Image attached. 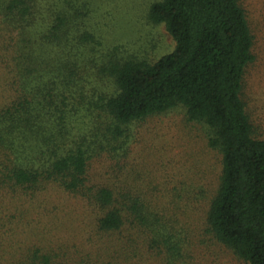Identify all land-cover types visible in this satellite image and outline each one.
<instances>
[{"label": "trees", "instance_id": "16d2710c", "mask_svg": "<svg viewBox=\"0 0 264 264\" xmlns=\"http://www.w3.org/2000/svg\"><path fill=\"white\" fill-rule=\"evenodd\" d=\"M83 18L84 11L70 0H0V58L14 92L0 106V264H69L65 235L39 241L29 222L32 234L24 243L8 234L10 227L24 226V213L44 218L50 209L43 201H52L54 192L88 211L103 244L100 260L117 264L120 256L144 255L171 264L179 258L174 219L130 186H120L117 177L128 127L177 107L205 125L208 146L221 155L208 230L245 263L264 264V140L252 136L241 98L253 55L238 1L152 3L148 20L162 24L174 44L153 63L91 60L85 47L95 38ZM97 75L107 76L108 92L96 95ZM88 105L103 119L88 116L84 132L69 134L65 121L72 129L83 123L78 108ZM97 157L112 162L104 181L90 174ZM54 249L64 250L66 260Z\"/></svg>", "mask_w": 264, "mask_h": 264}, {"label": "rangeland", "instance_id": "374dc122", "mask_svg": "<svg viewBox=\"0 0 264 264\" xmlns=\"http://www.w3.org/2000/svg\"><path fill=\"white\" fill-rule=\"evenodd\" d=\"M156 1L159 0H70V4L84 11L85 29L95 38V42L85 47L86 55L101 65L111 57L153 63L169 53L174 47L171 37L162 24H152L147 18L150 5ZM237 1L252 36L253 55L243 74L241 98L252 136L264 140V0ZM11 77L0 58V106L14 96ZM94 81L96 95L111 89L107 76L97 75ZM87 94L91 97L90 87ZM90 99L94 100L95 96ZM78 110V115L84 116L83 123L72 129L66 120L69 134L84 132L88 116L98 121L103 119L100 110L91 105ZM128 129L130 137L126 153L119 161L118 181L120 186H130L141 197L153 201L161 214L174 219L180 257L171 264H247L218 242L206 225L208 206L219 186L221 155L208 146L205 125L189 120L185 111L177 107L148 116ZM111 163L105 158H94L91 176L98 181L106 180L111 174ZM51 200L43 201L50 210L40 220L24 213L21 217L24 226L10 227L11 238L15 236L24 243L25 236L32 234L25 225L29 222L36 226L34 232L40 236L39 241L55 235L68 237L64 244L69 245L71 261L67 263L110 264L109 259H99L103 250L101 236L93 233L92 220L85 207L58 192L51 195ZM52 252L60 261L66 260L62 256L64 250ZM117 264L164 262L156 256L129 259L126 255L120 256Z\"/></svg>", "mask_w": 264, "mask_h": 264}]
</instances>
